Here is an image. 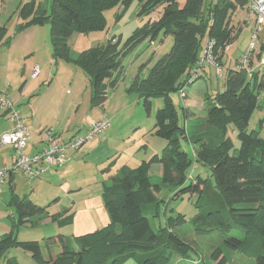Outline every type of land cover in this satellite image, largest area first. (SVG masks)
<instances>
[{
  "label": "trees",
  "instance_id": "obj_1",
  "mask_svg": "<svg viewBox=\"0 0 264 264\" xmlns=\"http://www.w3.org/2000/svg\"><path fill=\"white\" fill-rule=\"evenodd\" d=\"M47 1L45 5L36 0L24 3L19 11L22 23L16 32L49 26L54 61L65 59L61 61L75 64L91 77L93 108H103L108 92L118 87L126 51L140 42H155L162 35L174 38L171 51L157 61L149 76H137L127 88L128 94L142 100L147 112L153 99L164 100L155 115L154 134L167 145L161 155H153L136 168L124 167L111 184H104L102 199L110 218L106 227L73 238L63 234L49 238L52 245H45L46 251L37 241H20L19 229L38 227L47 219L63 229L73 224L74 214L69 209L51 214L28 197L21 198L15 193L12 176L8 206L15 211L17 221L0 237V260L19 264L8 255L13 249H21L31 254L35 264H126L129 260L171 264L175 254L187 255L192 248L176 232L185 220L182 216L170 218L167 226L160 228L153 227L151 220L166 212L169 201L196 197L199 213L191 222L195 235H223L215 256L217 264H232L225 250L253 260L251 264H264V139L260 131H249L264 95V75L252 71L249 59L247 64L241 62L240 69L228 71L221 91L219 82L216 87L209 74L210 87L204 93L207 117L199 124L184 105L180 114L173 100V95L189 87L192 71L199 67L208 43L213 42L211 63L223 67L226 48L236 38L230 23L236 4L231 0H185L181 6V0H139L140 15L148 16L163 6L161 17L138 28L123 48L111 38L72 60L68 42L73 34L107 31L106 13L117 8L125 13L133 0ZM9 33L6 25L0 27V51L10 48ZM260 125L264 126V119ZM231 129L240 142L233 155L228 137ZM184 140L191 146L192 156L182 150ZM154 165L163 168L160 178L150 175ZM196 166L202 173L192 176ZM203 167L210 169L211 179L204 177ZM162 191L171 196L170 200L157 195Z\"/></svg>",
  "mask_w": 264,
  "mask_h": 264
},
{
  "label": "rangeland",
  "instance_id": "obj_2",
  "mask_svg": "<svg viewBox=\"0 0 264 264\" xmlns=\"http://www.w3.org/2000/svg\"><path fill=\"white\" fill-rule=\"evenodd\" d=\"M36 2L42 3L44 5L46 3H49L47 0H36ZM184 2L185 0H181L180 5L182 6ZM19 3L20 0H0V20L6 21V23H8V28L10 29L9 36L12 37L10 48H3L0 51V63H2V67H5L6 60L10 55V52H12L11 50H13L11 56V64H13L14 70L10 73V88H8V91H6L7 93L5 94H9L10 98L15 102L17 99L16 97L20 96L21 90L24 87V89H27L26 91H29V95H27L25 101L17 106V111L19 112L25 123L26 115L30 110V101L35 99L42 90L43 94L47 91L52 94L55 93V101L56 99L61 97L63 104L67 105L77 93L78 87L69 79L63 80L62 76L60 77L59 83H57L56 81L54 83V79H52V77L49 80L51 85L50 87H47L44 84V78L42 76L38 79H32L31 74L35 69L33 67L39 64L40 60H54L52 36L49 26L37 27L36 30H30L23 35H18L20 33L16 32V18H13L12 15L14 13V9H16L17 4ZM141 9V2L139 0H133L128 6L125 13H123V8H117L106 13V17L109 23L107 31L83 35L79 33L73 34L68 42L71 48V59L76 60L83 51L93 48L97 45L104 44L111 38L119 41L120 47L123 48L124 44L131 36L136 33L138 28L144 26L150 20L159 19L164 7L162 6L157 8L148 16L140 15ZM117 14L118 16L116 18L115 15ZM233 19L234 12L232 13L231 17V24L234 23ZM234 28L236 30L238 29V27ZM251 40L252 32H250L249 28H246V31L243 32L242 35L239 34L238 42L239 44L241 43L242 52L247 49L249 54ZM260 40H264V26L263 31L260 33L258 45L251 54L259 50ZM173 44L174 38L172 36L164 37L162 35L155 42H151L150 40L146 42H140L137 43L130 51H126L122 57L124 78L122 82H120V84H122L123 87H129L132 81L137 76H140L141 79H146L157 61L171 51ZM260 49L263 53L262 55L264 56V44ZM209 59L211 61H214L213 50H211V52L207 55L204 54L202 60L200 61L199 67L192 71L191 78L188 81L189 87L187 88V90L184 87L179 91L180 94L181 92L185 93L184 96L181 97L179 94L173 95L174 103L180 114L182 113L181 108L183 107V105L187 104L191 114H194L197 124L205 122L207 117L204 93L209 89L210 82L208 80L209 78L206 79L202 77L205 76L203 72V60L206 62ZM61 60L59 62L61 64V68H76L74 64L67 63ZM52 65L54 66L52 68H54L55 75L56 65ZM204 67L208 68L209 71L212 72L214 85L217 87L218 78L215 66L212 63L206 62ZM76 70H78L77 72H79L80 74H85L82 73L83 71L79 69ZM84 76L88 77L86 74ZM33 90H35V92H32ZM23 91L25 92V90ZM33 94L34 96H32ZM127 95L129 94L127 93ZM260 101V108L256 110L252 117L249 131H260L261 138L264 139V126L261 128L260 125L261 121L264 119V95L261 97ZM126 104L138 105V107H133L131 111L129 110L128 112H126L123 117L117 119L116 123L112 122L113 126L111 125L110 128L105 132L113 129L112 133H122L126 135V131H129V129L134 125L140 123L142 127L141 129L137 130V132H139V135H135L136 132L134 131V129H131V131H129V135L125 136L126 139L128 137L127 141H131L132 143L137 139V137L140 138V136L142 135L141 132H148L143 142L144 145L149 146L147 153L145 152V150L138 155V158L145 159L146 157H151V155H161L167 143L163 139L155 136L152 129L155 126L156 122L155 115L158 110L163 108L164 100L160 98L153 99L150 112H146L144 110L143 103H138V99L135 96L132 98L127 96ZM54 105H57L56 102L54 103ZM3 113L4 112L0 110V135L6 133V130L9 129L12 125L9 120L5 118ZM130 117L132 118L130 119ZM150 133H152L153 135H151ZM228 137L230 138L233 145L230 152L231 155H233L239 148L240 142L237 138V133L233 129L228 132ZM12 150L13 149L10 146L0 148V169H2L3 167H10L11 163H9V160H12V157H14L15 160V153H13ZM182 150L188 152L191 156L193 155V150L187 140L182 141ZM4 160H6L8 165L3 166ZM130 165L131 167H133L136 164L134 165V163L131 162ZM157 168L155 167L153 171L151 170L154 176L158 174ZM75 171L78 174L77 176L82 179L86 178V180L89 181H92V179L94 181L95 179L99 181H101L102 179H106V176L102 177L103 174L95 171L92 166L87 168L85 167L82 170L81 167H77ZM199 173L201 174L202 170H200L197 166L195 167V169L193 168L192 176ZM203 173L206 179H211L209 168L203 167ZM46 176L47 174L43 176L42 180L40 178L34 180L28 179L24 175L17 176L15 193L21 198L28 197L30 200L41 207H47L48 211L51 214L61 212L64 208L72 206L71 199L68 197L67 192L62 188V186H64L66 183L65 179L49 182V180L46 179ZM57 178L59 177L57 176ZM8 179L2 188V193L0 194V237L4 234L9 233L11 230L12 222L17 221L15 211L12 208H9L7 205L11 197V187ZM44 179L45 181L42 183ZM76 179L77 178H72V186H75ZM110 183L111 182H109V184ZM157 195L161 198H164V200L166 201L170 200L171 198V196H169L164 191L157 193ZM58 200H60V203H58ZM196 203V197L192 199L189 197H185L181 200H171L166 205V212L162 214L160 218L151 220L152 226L155 228L166 227L167 221L170 218H178L179 216H182V218H184L185 220V223L180 228H178L176 232L180 235L181 238L186 240L192 248L189 250L187 255L175 254L171 264H217V261L219 260L215 258V256L218 255V248H221L222 246L223 235L215 234L208 237H198L194 233L191 222L199 213L196 207ZM72 233L73 231L71 228L60 229L56 224L47 221L35 228L30 227V225L22 226L19 229L18 237L22 242L37 241L43 246L44 251H46L45 245H52V243L48 240L49 238L56 237L60 234L71 236ZM52 250L56 251L58 250V247L53 248ZM224 254L227 257L228 261L232 264L253 263V260L243 257L240 254H234L226 250L224 251ZM8 257L16 258L19 264H35L32 260L31 254L28 252H24L21 249L11 250ZM0 264L5 263L0 260ZM126 264H137V262L134 260H129Z\"/></svg>",
  "mask_w": 264,
  "mask_h": 264
},
{
  "label": "crops",
  "instance_id": "obj_3",
  "mask_svg": "<svg viewBox=\"0 0 264 264\" xmlns=\"http://www.w3.org/2000/svg\"><path fill=\"white\" fill-rule=\"evenodd\" d=\"M28 1L30 0H20V3L17 4L16 9H14L12 16L13 18H16L15 22L17 26L22 23V21L19 19L20 8ZM231 1L236 4V10L234 11L233 19L234 23H232L231 26L233 28L238 27V29L236 30L234 28V35H236V38L233 43L226 48L225 55L223 57V67H215L221 91L224 90V82L228 71L240 69L242 60L248 55L247 49L243 52L241 51V43L239 44L238 42L239 34L242 35V33L246 31V28H249L250 32H252L254 28V23L249 21V2L247 1L246 3L242 4L239 3L241 0ZM5 25L8 27V23H6V21L0 20V27ZM37 27L45 26L32 27L18 35H23L30 30H36ZM263 44L264 40H260L259 50L255 51L251 55L249 61L252 71L259 74L260 77L264 75V56L262 55L263 53L260 49L262 48ZM11 51L12 52H10V55L6 60V66L2 67V63H0V93L3 94L7 93L6 91H8V88H10V73L14 70L13 64H11L13 50ZM59 62L60 61L55 62L54 60H40L39 64L33 67L36 68L38 66L40 69V73L35 79H38L42 76L44 78V84L47 87H50L51 85L49 80L52 77V79H54V83L55 81L59 83L60 77L62 76L63 80L69 79L71 82L75 83V85L78 87L77 93L67 105L63 104L61 97L55 101V93L52 94L47 91L43 94V90L39 95L36 96L35 99L30 101V110L27 113L25 119V124L29 127L31 132V140L29 141L26 150V153L29 155H33L36 152L45 149V132H47V130L55 133L63 143H67L75 137L84 134L89 129L91 124L107 119L113 126L112 122L116 123L117 119L123 117L126 112L129 110L131 111L133 107H138V105L126 104L127 96L130 98L135 96L138 99V103H142V100L137 95H127L126 90L128 86L123 87L122 84L119 83L116 89L110 90L108 92V98L103 108H93L91 77L75 64V69H69L61 68V64ZM52 64L56 65L55 75L54 68H52L54 66ZM76 69L83 71L82 73H85L89 78L84 76L85 74H80L77 72L78 70ZM203 72L205 75L203 78H210L212 72L209 71L208 68L205 67ZM123 78L124 75H122V80ZM211 79L213 81V77ZM122 80L120 82H122ZM24 88L21 90L20 96L16 97V107L24 102L27 95H29V91H26L27 89ZM23 90H25V92ZM32 92H35V90ZM32 96H34V94ZM55 102L57 104L56 106L54 105ZM184 106L188 108L187 104H184ZM144 110L146 111L145 107ZM3 115L7 119L5 112ZM131 118L132 117H130V119ZM141 127L142 125L137 123L132 128H130L129 131L134 129L136 135L139 133L137 130L141 129ZM12 128L13 126L11 125V127L7 129L6 132L10 131ZM129 131H126L127 136L129 135ZM152 131L154 134L155 126L153 127ZM112 132L113 129L89 141L81 150L72 152L70 154V161L61 170L51 169L45 173L47 174L46 179H48L49 182L54 180L60 181L61 179H65L66 182L62 188L67 192L68 197L71 199L72 206L66 207L63 210L69 209L70 213L74 214L73 224L65 227L71 228L73 233L71 236H66L63 234L66 237H78L93 233L100 228L106 227L110 223V218L102 199L104 184H109V182H112V179L117 176L124 167L127 166L130 168H136L143 161H147L153 156L151 155V157H146L145 159L138 158V155L145 150L147 153L149 146L143 144L146 134L148 133L147 131L141 132L142 135L140 138L137 137V139L132 143L131 141H127L128 137L126 139V135ZM150 134L153 135L152 133ZM12 152L14 153V150H12ZM131 162H133L134 165L136 164V167H131ZM9 163H11L12 166L14 163V157H12V160H9ZM4 165H8L6 160L3 162V166ZM91 166L95 169V171L102 173V177L106 176V179H102L101 181L96 179L94 181L92 179V181H89L86 180V178L82 179L77 176L78 174L75 171L77 167H81L82 170L85 167L87 168ZM155 167H158V174L155 177L160 178L163 174V168L161 165H155L152 168V171L155 169ZM152 171L150 172V175L154 176ZM45 174L41 176V180ZM57 176L59 178H57ZM10 178L8 181H10ZM72 178H77L75 186H72ZM16 179L17 176H14L12 184L15 188ZM44 181L45 179L42 181V183ZM58 203H60V200H58ZM47 221L52 222L50 219H47L44 222ZM13 223L14 222H12L11 226Z\"/></svg>",
  "mask_w": 264,
  "mask_h": 264
},
{
  "label": "built area",
  "instance_id": "obj_4",
  "mask_svg": "<svg viewBox=\"0 0 264 264\" xmlns=\"http://www.w3.org/2000/svg\"><path fill=\"white\" fill-rule=\"evenodd\" d=\"M249 21L254 23L252 40L249 54L243 59L247 64L251 53L258 45L260 33L264 26V0H248ZM213 48V42L207 44L204 54H209ZM204 62V60H203ZM206 62H212L210 59ZM40 69L37 66L32 74V79L38 77ZM185 93L181 92V97ZM0 110L6 113L7 119L13 128L0 135V148L12 146L15 153V160L11 167L0 169V194L7 179L12 176L24 175L28 179L41 178L48 170L61 169L70 161V154L81 150L89 141L102 135L107 131L111 123L104 119L91 124L89 129L82 135L75 137L67 143H63L52 131L45 132V149L33 155L26 153L31 134L29 127L24 123L21 115L17 111L15 102L9 95L0 93Z\"/></svg>",
  "mask_w": 264,
  "mask_h": 264
}]
</instances>
